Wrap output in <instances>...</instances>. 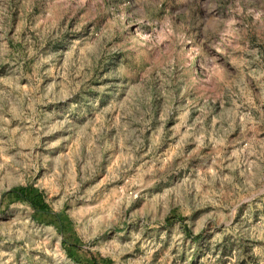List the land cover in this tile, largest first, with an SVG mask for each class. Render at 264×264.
<instances>
[{"label": "rangeland", "instance_id": "obj_1", "mask_svg": "<svg viewBox=\"0 0 264 264\" xmlns=\"http://www.w3.org/2000/svg\"><path fill=\"white\" fill-rule=\"evenodd\" d=\"M0 264H264V0H0Z\"/></svg>", "mask_w": 264, "mask_h": 264}, {"label": "trees", "instance_id": "obj_2", "mask_svg": "<svg viewBox=\"0 0 264 264\" xmlns=\"http://www.w3.org/2000/svg\"><path fill=\"white\" fill-rule=\"evenodd\" d=\"M20 198L26 199V200L30 201L31 204H33L34 206L38 207V203H36L37 201H36L35 198L28 197V195H26L25 193L21 194Z\"/></svg>", "mask_w": 264, "mask_h": 264}]
</instances>
